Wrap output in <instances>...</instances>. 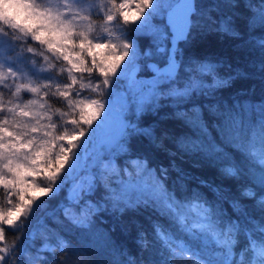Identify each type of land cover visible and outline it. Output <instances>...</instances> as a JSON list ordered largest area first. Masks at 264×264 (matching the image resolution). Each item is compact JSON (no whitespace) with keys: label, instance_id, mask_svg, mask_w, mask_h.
Returning a JSON list of instances; mask_svg holds the SVG:
<instances>
[{"label":"snow or ice","instance_id":"obj_1","mask_svg":"<svg viewBox=\"0 0 264 264\" xmlns=\"http://www.w3.org/2000/svg\"><path fill=\"white\" fill-rule=\"evenodd\" d=\"M223 8L205 19L197 0H0V264H79L82 251L60 229L90 231L108 206L150 213L152 239L139 230V258L126 254L123 264H264V101L258 125L245 122L251 106L243 103L185 104L253 76L226 58L185 59L209 26L264 52V0H224ZM257 30L258 41L245 39ZM142 72L153 83L139 80ZM259 75L264 87V60ZM122 82L134 94L136 121L126 115L132 106L126 95L113 100ZM165 101L177 105L171 114L188 129L170 140L139 123L145 110ZM105 128L109 136L97 139ZM134 137L170 156L215 165L239 184L232 215L199 194L183 195L193 177L174 159L168 167L138 159L131 169H114L111 176L129 180L113 190L102 153H127ZM89 161L109 177L103 205L89 201L104 181L76 176ZM70 180L72 192L52 206Z\"/></svg>","mask_w":264,"mask_h":264},{"label":"trees","instance_id":"obj_2","mask_svg":"<svg viewBox=\"0 0 264 264\" xmlns=\"http://www.w3.org/2000/svg\"><path fill=\"white\" fill-rule=\"evenodd\" d=\"M176 0H166L164 3L175 2ZM201 10L205 14V19L208 15L220 16L227 12L223 8L224 0H197ZM161 17L157 18L159 21ZM166 20V17H163ZM258 28V25H257ZM261 36L259 30L245 37L247 41H258ZM193 57L203 59L204 57L226 58L230 61L233 67L243 68L245 71L253 72V76L248 80H236L233 84L225 89L218 91L215 96L197 95L192 101H186L185 104L190 108L192 104L207 106L209 101L221 102L225 105L235 103L237 105L243 103L246 106H251V110L245 114V122H252L258 125L260 114L256 109L259 108L261 101H264V87L260 83L259 67L264 60V52L260 50L255 43L244 46L243 44L227 39L214 32L209 26L206 35H198L195 37L191 45L185 50V59ZM162 57H156L158 63H162ZM139 75L150 77V72H142ZM164 83L161 85L163 87ZM185 105L180 106L181 112ZM177 109L175 103L165 101L162 105H157L149 110H145L143 115L139 116V123L148 127L151 126L158 130L161 136L165 134L169 140L177 135H183L188 132L186 126L174 119L172 112ZM127 117L130 120L136 121L137 113H128ZM212 122L210 121V128ZM211 134L215 135V132ZM220 138L223 139V133H220ZM165 141L168 148H173V145ZM227 147H233L227 145ZM257 147L259 142L257 141ZM138 159L147 161L153 168L160 166H169L170 160H175V163L183 170L191 174L192 181L188 186V190L183 195L199 194L213 204L218 210L222 211L227 217L232 215L230 205L231 198L237 197L240 191L239 184L227 182L219 175L215 165L205 163L197 157H184L183 159L177 155L170 156L167 152L153 149L146 140L139 137H134L129 142L127 153H115L114 163L108 171L116 169H131L132 164ZM194 165H196L194 167ZM99 170L97 172V175ZM78 176V175H77ZM109 177H101L98 175V180H103L104 183H98L94 192L90 194V203L103 205L106 199L105 185L108 183ZM121 179V180H119ZM129 176L125 174L111 176V186L114 187L119 181H128ZM176 181V173L170 171L168 183L174 186ZM199 181H204L201 184ZM73 185L70 180L68 185L60 193L58 200L51 202L55 206L58 202H63L69 195L70 188ZM222 193V194H221ZM39 195V193L37 194ZM47 199V197H45ZM247 210L252 212L254 216L259 215L258 210L253 208L251 203L246 205ZM150 213L141 211H127L121 214L108 206L106 210L98 212L93 217V227L90 231H76L63 227L60 230L72 241L73 245L80 249L83 253L79 257V264H123L126 254H131L139 258L140 249L136 244L138 231L143 229L149 234V239H152V226L149 220ZM156 219V217H152ZM35 226V223H34ZM37 240L36 244L39 245ZM147 259V254H145ZM186 264V262H184Z\"/></svg>","mask_w":264,"mask_h":264},{"label":"rangeland","instance_id":"obj_3","mask_svg":"<svg viewBox=\"0 0 264 264\" xmlns=\"http://www.w3.org/2000/svg\"><path fill=\"white\" fill-rule=\"evenodd\" d=\"M166 0H163V2H165ZM177 2V0L175 1ZM132 13H130L131 15ZM138 79L145 82L146 84H150V83H153L152 80H153V75L151 74L150 77H147V76H143V75H139L138 74ZM165 83L164 81H161V85ZM160 85V86H161ZM117 96L113 97V100L114 101H118L120 99L121 96H127V101L129 104H131V108L130 110L128 111V113H133V112H136V108H135V104L133 103V97H134V94H129V88H128V84L127 82H122L118 88H117ZM110 134V129L109 128H105V129H102L100 131V133H98V137L97 139L99 140H104L106 139ZM91 151V149H90ZM102 155L105 157V164H111V166L113 165L114 163V156H115V153H111V152H104L102 153ZM89 164V167L87 169H77V172H76V176L78 177V180L79 181H91L92 180V176L93 174H97L98 172V169H94L92 166H91V161L88 162ZM111 167L108 169V171H110ZM121 180V179H119ZM119 182H122V181H119ZM117 185H115L113 188V190H118L119 189V186L120 184L119 183H116ZM73 187L74 185L71 186L70 188V192H72L73 190ZM38 194V193H36Z\"/></svg>","mask_w":264,"mask_h":264},{"label":"water","instance_id":"obj_4","mask_svg":"<svg viewBox=\"0 0 264 264\" xmlns=\"http://www.w3.org/2000/svg\"><path fill=\"white\" fill-rule=\"evenodd\" d=\"M177 2H178V0H177Z\"/></svg>","mask_w":264,"mask_h":264}]
</instances>
